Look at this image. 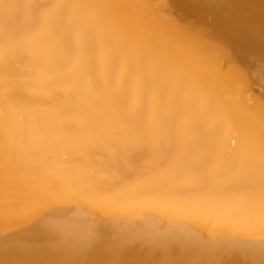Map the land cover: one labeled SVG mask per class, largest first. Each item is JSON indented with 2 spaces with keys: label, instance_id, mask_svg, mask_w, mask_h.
<instances>
[{
  "label": "bare ground",
  "instance_id": "obj_1",
  "mask_svg": "<svg viewBox=\"0 0 264 264\" xmlns=\"http://www.w3.org/2000/svg\"><path fill=\"white\" fill-rule=\"evenodd\" d=\"M237 4L0 0V264H264V0Z\"/></svg>",
  "mask_w": 264,
  "mask_h": 264
},
{
  "label": "rangeland",
  "instance_id": "obj_2",
  "mask_svg": "<svg viewBox=\"0 0 264 264\" xmlns=\"http://www.w3.org/2000/svg\"><path fill=\"white\" fill-rule=\"evenodd\" d=\"M239 1V0H238ZM237 0L235 1V0H233V5H234V2H236V4H237V2H238ZM191 3H192V1H190ZM190 3H189V1L187 2V3H183V7H182V10L183 11H181V13H183V15H184V17H186V16H188V17H186L185 19L186 20H196V19H199L200 17V15H204V11L203 12H201V10L200 9H202V5H200V4H198V8H196V9H191L190 8ZM201 7V8H200ZM190 8V9H189ZM238 10H237V9ZM251 5H250V7L248 8H246V7H238V4L235 6V11H234V15L236 16V17H238L239 19H241L242 18V16H244V15H246V14H249V12L251 11ZM186 9H188V11L186 10ZM248 9H250V10H248ZM240 10V11H239ZM247 10V11H246ZM239 11V12H238ZM242 11V12H241ZM188 12H190L189 14H188ZM201 12V13H200ZM237 12V13H236ZM241 12V13H240ZM200 13V14H199ZM240 13V14H239ZM246 13V14H245ZM257 13V14H256ZM199 15V16H198ZM257 15V16H256ZM190 16V17H189ZM256 16V17H255ZM260 16V17H259ZM258 17V18H257ZM204 18H207L206 16L204 17ZM208 19H209V17H208ZM260 19L261 20H264V10H261V11H256L255 13H253L252 14V17H250V20H247V22L246 23H244L242 26L244 27H242L241 28V30H245L246 31V29L247 28H249V26H251L249 29H247V30H250V29H258L259 31H261V32H264V26L261 24V23H259V21H260ZM185 21V20H184ZM208 21V20H207ZM250 21V22H249ZM256 21H258V23L256 22ZM183 22V21H182ZM254 23V24H253ZM256 23H257V26H258V24H259V26L260 25H262L261 27H257L256 26ZM185 24V23H184ZM251 24V25H250ZM247 26L246 27V29H245V26ZM256 26V27H255ZM253 27H255V28H253ZM263 28V29H262ZM261 29V30H260Z\"/></svg>",
  "mask_w": 264,
  "mask_h": 264
}]
</instances>
